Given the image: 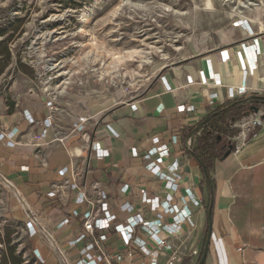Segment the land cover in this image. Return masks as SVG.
Listing matches in <instances>:
<instances>
[{"label": "crops", "instance_id": "crops-1", "mask_svg": "<svg viewBox=\"0 0 264 264\" xmlns=\"http://www.w3.org/2000/svg\"><path fill=\"white\" fill-rule=\"evenodd\" d=\"M247 21L255 31L260 53L254 58L257 68L246 78L247 93L234 98L231 93L245 82L243 69H249L248 63L242 66L237 51L242 42L249 40L251 44L252 41L246 31L232 22L212 36L203 35L198 42L188 44L183 57L163 69L161 76L166 78L170 89L158 76L141 97L124 101L102 115L89 116L83 131L77 127L80 118L87 114L72 106L57 104L54 125L47 138L36 140L34 137L43 120L50 114L46 88L36 89L24 83L5 84L8 78H0V135L7 137L0 140V185L8 189L6 218L14 216L15 208L20 207L22 210L17 213L24 221L33 220L38 233L50 221L54 231L64 236L60 243L73 252L70 255L75 262L83 244L70 247L69 242L83 229L82 216L72 218L71 224L63 228H59V224L71 218L73 211L81 215L88 211L87 204L76 203L78 193L86 192L92 198V184L99 182L120 221L127 215L121 210L124 203L129 202L141 211V189L163 198L167 194L164 183L144 169V162L134 158L132 150H147L154 136L169 142L171 136L177 134L180 143L172 146L168 162L180 161L183 179L190 183L201 204L191 206L195 229L189 236L190 264L201 263L200 255L202 251L204 254L209 234L204 264H264V124L252 130L238 153L235 149L239 143L237 139L232 140L235 149L228 157L214 163L211 181H204L200 163L187 153L201 132L184 138L185 129L197 127L233 99L264 96V18L253 22L247 18ZM222 51L230 57L233 76L225 75ZM201 72L206 82L201 80ZM209 72L216 74V78L210 79ZM180 106H193L194 111L180 113ZM259 110L264 111V104ZM25 111L35 123H29ZM236 123L232 125L238 130L234 137L240 133ZM107 125L119 135H112ZM15 130L18 132L13 137L16 146L9 148L6 143L11 138L7 135ZM93 144H99L109 156L101 160L95 158ZM64 168L68 172L62 177L59 171ZM66 184L77 188L73 190ZM124 185L129 186L127 193L122 192ZM53 191L57 196L49 198ZM183 195V190L178 191L176 200ZM145 215L154 219L149 213ZM205 230L206 239H203ZM185 232L189 233L187 228ZM105 247L110 254L125 251L123 240L113 230ZM38 250L41 255L45 254L44 249ZM195 251L198 254L193 256Z\"/></svg>", "mask_w": 264, "mask_h": 264}, {"label": "rangeland", "instance_id": "rangeland-1", "mask_svg": "<svg viewBox=\"0 0 264 264\" xmlns=\"http://www.w3.org/2000/svg\"><path fill=\"white\" fill-rule=\"evenodd\" d=\"M261 17L264 0H0V78L46 88L84 117L102 115L144 95L188 44ZM7 190L0 185V264H60L59 250L71 262L50 221L30 237L20 207L6 218ZM190 229L168 239L172 250L160 264H190L195 222Z\"/></svg>", "mask_w": 264, "mask_h": 264}, {"label": "built area", "instance_id": "built-area-1", "mask_svg": "<svg viewBox=\"0 0 264 264\" xmlns=\"http://www.w3.org/2000/svg\"><path fill=\"white\" fill-rule=\"evenodd\" d=\"M236 26H240L251 37V44L248 41H244L240 45V50L237 51L238 59L242 66L248 63L249 69H243V75L245 82L242 86L237 88L236 92L231 93V97L235 95L246 94L248 89L246 87V78L249 72H253L257 68V64L254 61L256 55L260 53L258 48V40L254 37V32L247 20H242L234 23ZM230 57L226 51L221 52L222 64L226 69V76L230 77L234 75L232 70V64ZM210 79L216 78V74L209 72ZM203 82L207 81L204 72L200 74ZM192 82V80H190ZM161 82L168 88L166 78L161 77ZM236 93V94H235ZM47 103L46 106L49 109L50 114L43 120L40 131L35 135L36 140H44L49 134V130L53 127V117L58 111L56 103L57 96L51 91L47 90ZM180 113L194 111V107L180 106L178 107ZM24 115L29 123H35L32 116L25 111ZM264 111L259 110L255 113H251L248 116L242 118L236 123V127L239 128L240 133L237 137L231 138V140L237 139L239 143L236 146V153H238L244 143L247 141L252 130H255L259 126L264 124ZM88 122L87 117L80 118V125L77 130H85V126ZM107 130L114 136L119 134L112 128L111 125L106 126ZM17 130L8 134L11 139L6 143L7 147L15 148L16 142L13 137L17 135ZM87 137V134L84 135ZM6 135L1 134L0 140L6 139ZM180 143V137L172 135L168 141L163 140L160 136H154L151 138V147L143 152H139L136 149L132 150L134 158H140L144 162V169L152 176L156 177L159 181L164 183V187L167 190V194L162 198L160 196L150 195L146 189L140 190L141 211H137L136 207L127 202L121 206L122 213H126L125 219L120 221L118 216L111 210L108 195L102 189L99 182L92 184V191L94 196L91 198L86 192H79L76 198V203L79 205L87 204L88 211L84 214H80L78 211H73L71 218L64 219L59 228L68 226L72 222V218H78L82 216L83 229L77 235L75 239L69 242L70 247H76L78 244H83L79 250V258L75 262H70L66 251L59 250L60 264H160L161 259L166 256V253L172 250V246L168 243V239L176 237L178 235L185 234V229L190 231V227H194L193 211L191 206L200 207V201L194 195L192 186L190 183L183 179V174L180 171L181 163L178 159L169 163L168 159L172 156V146ZM192 141L189 140V145ZM93 154L98 160L104 159L109 156V152L101 148L99 144H93ZM68 172L67 168L61 169L59 175L64 177ZM68 183V182H67ZM71 189H76V185L66 184ZM129 190L128 185L122 187V192L127 193ZM184 191V195L177 201L175 194L180 191ZM49 198L57 196V192L53 191L49 193ZM146 213L154 216V219L146 217ZM26 229L30 237L38 234L35 228L33 220L26 223ZM113 230L116 234L120 235L123 240L124 252L110 254L105 247V243L108 240L110 231ZM198 252L195 251L194 255ZM36 257L40 262L44 259L36 250ZM139 259L135 261V259ZM168 264H173V260L170 259Z\"/></svg>", "mask_w": 264, "mask_h": 264}, {"label": "trees", "instance_id": "trees-1", "mask_svg": "<svg viewBox=\"0 0 264 264\" xmlns=\"http://www.w3.org/2000/svg\"><path fill=\"white\" fill-rule=\"evenodd\" d=\"M261 104H264V96L235 98L212 112L197 127L184 130L185 139L201 132L196 144L187 150V153L200 163L204 181H211L210 172L214 163L222 159L230 148L232 151L235 149L231 138L238 133V130L232 128V125L254 112L255 109H259ZM202 256L203 251L200 260Z\"/></svg>", "mask_w": 264, "mask_h": 264}, {"label": "water", "instance_id": "water-1", "mask_svg": "<svg viewBox=\"0 0 264 264\" xmlns=\"http://www.w3.org/2000/svg\"><path fill=\"white\" fill-rule=\"evenodd\" d=\"M255 111L257 112L258 109H255ZM231 153H232V149L230 148V150L228 152H226V154L224 155V158L228 157ZM209 237H210V234L208 236L207 243H206V246H205V249H204V254H203V257H202V260H201L200 264H204L205 260H206V257H207L209 241H210Z\"/></svg>", "mask_w": 264, "mask_h": 264}, {"label": "bare ground", "instance_id": "bare-ground-1", "mask_svg": "<svg viewBox=\"0 0 264 264\" xmlns=\"http://www.w3.org/2000/svg\"><path fill=\"white\" fill-rule=\"evenodd\" d=\"M241 6H242V7H246V5H244V4H241Z\"/></svg>", "mask_w": 264, "mask_h": 264}]
</instances>
